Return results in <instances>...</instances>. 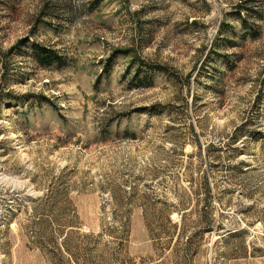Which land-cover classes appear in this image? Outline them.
Masks as SVG:
<instances>
[{
	"label": "rangeland",
	"instance_id": "obj_1",
	"mask_svg": "<svg viewBox=\"0 0 264 264\" xmlns=\"http://www.w3.org/2000/svg\"><path fill=\"white\" fill-rule=\"evenodd\" d=\"M0 264H264V0H0Z\"/></svg>",
	"mask_w": 264,
	"mask_h": 264
},
{
	"label": "trees",
	"instance_id": "obj_2",
	"mask_svg": "<svg viewBox=\"0 0 264 264\" xmlns=\"http://www.w3.org/2000/svg\"><path fill=\"white\" fill-rule=\"evenodd\" d=\"M17 46L12 47L9 52L16 49ZM31 49L33 51V56L35 61L42 67H51L53 65H56L57 67H64L67 65L66 58L63 54H61L57 49L53 48L49 45H43L38 44L37 42H34L31 44ZM7 95H10V93H7ZM169 221L172 223V220L169 219ZM129 221H126L125 224H128ZM174 227H184V219H182V223H172ZM69 226H73L69 224ZM180 232H183L181 230H178ZM179 232V233H180Z\"/></svg>",
	"mask_w": 264,
	"mask_h": 264
}]
</instances>
